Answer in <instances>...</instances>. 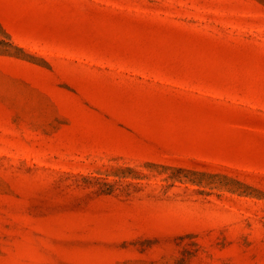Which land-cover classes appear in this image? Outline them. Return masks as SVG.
<instances>
[{"label": "rangeland", "instance_id": "obj_1", "mask_svg": "<svg viewBox=\"0 0 264 264\" xmlns=\"http://www.w3.org/2000/svg\"><path fill=\"white\" fill-rule=\"evenodd\" d=\"M0 264H264V0H0Z\"/></svg>", "mask_w": 264, "mask_h": 264}]
</instances>
